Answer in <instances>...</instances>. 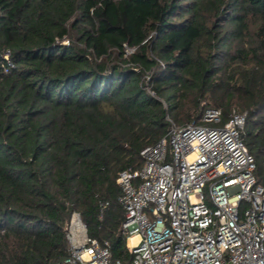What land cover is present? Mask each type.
<instances>
[{
  "label": "trees",
  "instance_id": "trees-1",
  "mask_svg": "<svg viewBox=\"0 0 264 264\" xmlns=\"http://www.w3.org/2000/svg\"><path fill=\"white\" fill-rule=\"evenodd\" d=\"M207 109L263 183L264 0H0V264H64L75 212L131 261L118 177Z\"/></svg>",
  "mask_w": 264,
  "mask_h": 264
},
{
  "label": "built area",
  "instance_id": "built-area-1",
  "mask_svg": "<svg viewBox=\"0 0 264 264\" xmlns=\"http://www.w3.org/2000/svg\"><path fill=\"white\" fill-rule=\"evenodd\" d=\"M222 122L207 109L200 123L172 124L141 152V170L120 173L131 261L113 260L75 212L64 264H264V182L243 139L246 114Z\"/></svg>",
  "mask_w": 264,
  "mask_h": 264
},
{
  "label": "bare ground",
  "instance_id": "bare-ground-1",
  "mask_svg": "<svg viewBox=\"0 0 264 264\" xmlns=\"http://www.w3.org/2000/svg\"><path fill=\"white\" fill-rule=\"evenodd\" d=\"M136 242V238H132L131 240H130V244H133V243H135Z\"/></svg>",
  "mask_w": 264,
  "mask_h": 264
}]
</instances>
